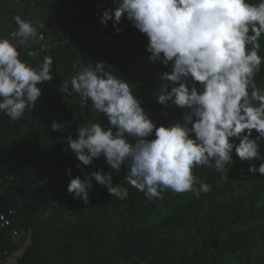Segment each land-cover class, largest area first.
I'll list each match as a JSON object with an SVG mask.
<instances>
[{"label": "trees", "instance_id": "trees-1", "mask_svg": "<svg viewBox=\"0 0 264 264\" xmlns=\"http://www.w3.org/2000/svg\"><path fill=\"white\" fill-rule=\"evenodd\" d=\"M113 7V0H0V35L16 30V15L45 24V39L20 51L33 66L51 56L54 74L21 120L0 113V213L16 211L2 230L1 251L9 254L0 257V264L11 253L18 254L13 264H264V175L250 172V162L242 163L235 154L222 174L194 170L202 182L212 183L211 191L198 199L169 191L163 200L149 201L125 181L126 167L112 170L114 185L128 190L124 200L98 184L87 205L68 194L66 170L83 174L60 139L89 122L106 124L90 103L82 106L76 94L65 97L58 90L81 66L104 61L107 70L134 83V93L158 124L180 118V109H165L154 97L161 83L158 73L169 69L147 62V40L126 18L122 33L89 37L101 18L85 13ZM43 44L49 47L29 55ZM256 79L264 88V68ZM53 122L66 124V130L53 131ZM251 163L259 167L261 161ZM99 168L110 171L103 158L85 171ZM22 226L29 234L13 245L9 235Z\"/></svg>", "mask_w": 264, "mask_h": 264}, {"label": "clouds", "instance_id": "clouds-1", "mask_svg": "<svg viewBox=\"0 0 264 264\" xmlns=\"http://www.w3.org/2000/svg\"><path fill=\"white\" fill-rule=\"evenodd\" d=\"M101 24L119 25L126 18L147 40V62L169 69L161 81L156 102L165 109H180V118L159 123L134 93V83L107 70L99 61L81 66L58 90L76 94L82 106L90 103L106 124L89 122L60 139L79 161L83 175L70 178L67 192L90 203L96 184L118 200L128 190L114 185L112 170L128 169L125 181L149 201L163 200L166 192L193 193L200 198L212 189L194 174L199 168L222 174L234 154L249 171L264 175V88L257 75L264 68V0H113ZM16 30L0 35V113L21 120L54 79L53 58L44 56L33 66L20 49L43 39L45 24L14 17ZM110 39V37H105ZM53 122L52 130H66ZM255 132V136H254ZM100 158L110 168L85 171ZM261 161L259 167L253 161ZM95 181V184L93 183Z\"/></svg>", "mask_w": 264, "mask_h": 264}, {"label": "built area", "instance_id": "built-area-1", "mask_svg": "<svg viewBox=\"0 0 264 264\" xmlns=\"http://www.w3.org/2000/svg\"><path fill=\"white\" fill-rule=\"evenodd\" d=\"M104 10H105V9H98V8H96V9H94V10H93L92 12H90V13H87V12H86V13H85V17L101 18V16H102ZM119 27H121L122 29H124L123 26H120V25H119ZM13 31H15V30H13ZM101 34H112V35H116V34H118V33L115 31V29L113 28L112 24H108L107 27H105L103 24H101L100 26H98L96 29H94V30L91 32V34H90L89 37L92 38V39H94V38L98 37V35H101ZM42 35H43V39H41L40 41H43V40L45 39V35H44V33H42ZM87 39H88V38H85V39H83V40H81V41L84 42V41H86ZM74 41H75L74 39L71 40V42H74ZM58 42H60V41H56V44H58ZM64 42H65V41H62V43H64ZM46 47H49V45H47V44H43V46H42L41 48H38V49H36V50H32V49H30V50L28 51V53H29V55H37L38 53L41 52V50H42L43 48H46ZM14 214H16V211L13 210V209H8V210L3 211V212L0 213V239H1V237H2V235H1V234H2V230L10 225L11 218L13 217ZM28 234H29L28 229L22 226V227H19V228H17V229H14V230L12 231V234L9 235V239H10L11 243H12L13 245H15V244H18V242H19L22 238L27 237ZM8 254H9V250L6 249V250H4V251H1V245H0V257H4V256H6V255H8ZM12 254H13V253H11V255H12Z\"/></svg>", "mask_w": 264, "mask_h": 264}, {"label": "crops", "instance_id": "crops-1", "mask_svg": "<svg viewBox=\"0 0 264 264\" xmlns=\"http://www.w3.org/2000/svg\"><path fill=\"white\" fill-rule=\"evenodd\" d=\"M17 256H18V254H16V253L12 254L11 257L4 264H13V262Z\"/></svg>", "mask_w": 264, "mask_h": 264}]
</instances>
